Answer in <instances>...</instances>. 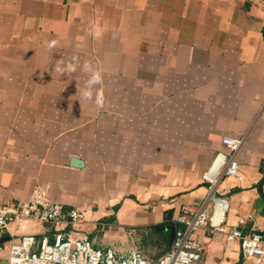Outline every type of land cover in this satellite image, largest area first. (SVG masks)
I'll use <instances>...</instances> for the list:
<instances>
[{
  "label": "crops",
  "instance_id": "obj_1",
  "mask_svg": "<svg viewBox=\"0 0 264 264\" xmlns=\"http://www.w3.org/2000/svg\"><path fill=\"white\" fill-rule=\"evenodd\" d=\"M61 61L75 72L54 71ZM85 63L102 74L91 101ZM224 137L242 141L238 177L210 184ZM35 186L62 205L65 237L149 264L182 229L180 208L209 194L226 201L224 230L264 235V0H0V204ZM54 234L11 220L0 262L24 235L37 252ZM192 237L203 251L191 264H264L223 232Z\"/></svg>",
  "mask_w": 264,
  "mask_h": 264
},
{
  "label": "built area",
  "instance_id": "obj_2",
  "mask_svg": "<svg viewBox=\"0 0 264 264\" xmlns=\"http://www.w3.org/2000/svg\"><path fill=\"white\" fill-rule=\"evenodd\" d=\"M240 139L224 137L221 140L226 153H218L203 178L210 184H215L218 176L238 177V162L236 154L241 146ZM215 170L214 177L209 176ZM210 205L211 213L207 211ZM226 201L207 195L202 204L195 210L182 206L177 223L182 229H176L174 239L168 252L159 258L157 264H191L197 260L203 251V243L192 237L199 228L208 227L216 232H223L225 240L237 243L246 257H264V235L258 232L244 234L238 229L224 230L222 227ZM70 226L77 227L84 221L85 215L81 209H71L68 214ZM11 220L19 223L34 222L54 226L55 234L52 243L47 237L42 238L38 251L34 252V236L24 235L19 241L9 246L8 264H149L137 253L127 257L116 256L107 250H94L87 238L70 239L62 234L63 207L49 199L47 191L42 186H35L24 203L0 204V234L7 229Z\"/></svg>",
  "mask_w": 264,
  "mask_h": 264
},
{
  "label": "clouds",
  "instance_id": "obj_3",
  "mask_svg": "<svg viewBox=\"0 0 264 264\" xmlns=\"http://www.w3.org/2000/svg\"><path fill=\"white\" fill-rule=\"evenodd\" d=\"M55 43H56L55 41H52L50 44H48V47L52 48L55 45ZM63 64H64V62L61 61L60 64H58L55 67L54 71L59 72L61 74H70L72 72H75V70H76L75 65L69 63L67 65V69H65V68L61 67V65H63ZM84 67L90 73V75L86 81L87 87L83 88L80 91V96L85 100L91 101L93 99V96H94L93 89L97 85L102 83V74L99 70L94 69L90 63H85ZM95 102L97 103V105L102 106V102H103L102 93L97 92L95 94Z\"/></svg>",
  "mask_w": 264,
  "mask_h": 264
},
{
  "label": "water",
  "instance_id": "obj_4",
  "mask_svg": "<svg viewBox=\"0 0 264 264\" xmlns=\"http://www.w3.org/2000/svg\"><path fill=\"white\" fill-rule=\"evenodd\" d=\"M71 164H72V166H74V167H82V162L81 161H79V160H77L76 158H73L72 160H71ZM5 261V263L4 262H0V264H8L7 263V260H4Z\"/></svg>",
  "mask_w": 264,
  "mask_h": 264
},
{
  "label": "bare ground",
  "instance_id": "obj_5",
  "mask_svg": "<svg viewBox=\"0 0 264 264\" xmlns=\"http://www.w3.org/2000/svg\"><path fill=\"white\" fill-rule=\"evenodd\" d=\"M214 174H215V170H213L209 176L214 177Z\"/></svg>",
  "mask_w": 264,
  "mask_h": 264
}]
</instances>
